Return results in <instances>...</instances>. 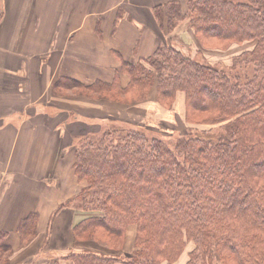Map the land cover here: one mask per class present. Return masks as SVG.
<instances>
[{"label":"trees","instance_id":"1","mask_svg":"<svg viewBox=\"0 0 264 264\" xmlns=\"http://www.w3.org/2000/svg\"><path fill=\"white\" fill-rule=\"evenodd\" d=\"M155 13L169 32L186 22L201 49L225 50L255 39L231 62V69L252 65L253 72L243 80L165 41L143 61L119 55L126 84L119 72L112 81H57L55 87L75 88L91 99L130 105L156 88L163 110L183 94L189 135L172 147L120 125L96 138L86 134L74 165L86 184L71 201L89 216L73 234L120 251H72L50 264H174L188 243L185 264H264V0H187V9L172 0ZM219 126L226 130L220 139L199 134ZM37 219L31 213L21 221L23 242L36 234ZM131 225L134 246L124 252ZM10 251L0 232V264H9Z\"/></svg>","mask_w":264,"mask_h":264},{"label":"crops","instance_id":"2","mask_svg":"<svg viewBox=\"0 0 264 264\" xmlns=\"http://www.w3.org/2000/svg\"><path fill=\"white\" fill-rule=\"evenodd\" d=\"M170 1L0 0V232L11 246L9 264L120 251L74 237L73 227L89 216L71 201L86 184L75 172V148L94 126L129 120L132 109L149 115L148 99L131 105L91 99L55 84L112 81L117 72L126 84L119 55L143 61L165 41L200 48L186 22L169 32L156 15ZM149 100L157 107L156 91ZM31 213L38 214L37 232L23 242L19 226ZM134 240L130 226L122 251Z\"/></svg>","mask_w":264,"mask_h":264},{"label":"rangeland","instance_id":"3","mask_svg":"<svg viewBox=\"0 0 264 264\" xmlns=\"http://www.w3.org/2000/svg\"><path fill=\"white\" fill-rule=\"evenodd\" d=\"M256 44V40H246L241 43H234L229 48L225 50H208L207 49H200V48H194L192 47L189 49V47L185 48V51H188L191 55L195 56L197 59L209 62L213 64L214 66L218 68H223L226 70L227 73L231 75H240L243 80H246L248 76H250L253 72V66L247 65L244 67H238L231 69V62L234 55L240 53L241 51L245 49L253 48ZM156 88H154L152 91L155 93ZM78 91V90H77ZM67 92V91H62ZM151 95V92L149 96ZM145 100L139 101L145 102ZM149 103V110L151 109L150 114L145 117L144 113L141 112L143 110L142 107L139 106L138 108L132 109L129 120H118L111 119V122L101 126H94L95 131H91L88 136L90 137H99L104 131L108 129H113L112 126L120 125V127H124L125 129H142L144 132H146L147 135L150 136H157L165 140L170 146H174L176 143V140L178 137L187 136L189 134L187 131V124L184 120L185 117V103H184V96L183 94H180L178 96V100L176 102V105L172 109H161L160 106L157 104V107L155 104H153V101L149 100L146 101ZM157 108V109H156ZM117 115V114H115ZM140 123L137 122L138 118H140ZM134 118V120H131ZM113 121V122H112ZM133 121V122H129ZM115 122V123H114ZM139 123L138 125L133 123ZM200 128H206L208 129V126H199ZM110 129V130H111ZM195 132H193V135ZM200 135L206 138L211 139H220L226 135V130L224 127H215L210 128L209 132H203L200 129ZM85 139V138H84ZM79 144H83L84 142H78ZM134 227V225H131ZM99 249V247H97ZM192 246L190 243H188L186 250L181 254L179 259L174 262V264H185L187 258H188V251L191 249ZM107 248L104 249L106 251ZM97 251V250H96ZM94 251V252H96ZM123 251H126L125 249ZM103 255H114V253H102V252H96ZM118 252H116L117 254Z\"/></svg>","mask_w":264,"mask_h":264}]
</instances>
